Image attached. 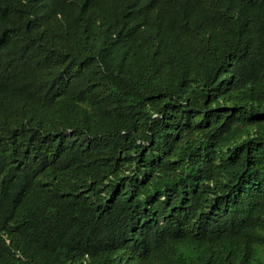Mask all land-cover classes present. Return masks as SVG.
<instances>
[{
	"label": "trees",
	"instance_id": "16d2710c",
	"mask_svg": "<svg viewBox=\"0 0 264 264\" xmlns=\"http://www.w3.org/2000/svg\"><path fill=\"white\" fill-rule=\"evenodd\" d=\"M0 264H264V0H0Z\"/></svg>",
	"mask_w": 264,
	"mask_h": 264
},
{
	"label": "bare ground",
	"instance_id": "6f19581e",
	"mask_svg": "<svg viewBox=\"0 0 264 264\" xmlns=\"http://www.w3.org/2000/svg\"><path fill=\"white\" fill-rule=\"evenodd\" d=\"M14 94V93H13ZM15 95V94H14ZM10 96V95H9ZM8 96H6V98H7ZM16 98H18V97H16ZM4 99V98H3ZM15 99V98H14ZM5 100V99H4ZM8 100V99H7ZM6 102H8V101H6ZM9 102H11V101H9ZM4 103V102H3ZM3 105V104H2ZM4 106V105H3ZM54 172V171H53Z\"/></svg>",
	"mask_w": 264,
	"mask_h": 264
}]
</instances>
